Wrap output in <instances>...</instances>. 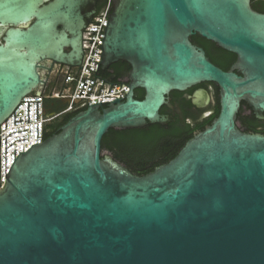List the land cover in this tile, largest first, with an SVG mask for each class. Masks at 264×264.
Returning <instances> with one entry per match:
<instances>
[{
    "label": "water",
    "instance_id": "obj_1",
    "mask_svg": "<svg viewBox=\"0 0 264 264\" xmlns=\"http://www.w3.org/2000/svg\"><path fill=\"white\" fill-rule=\"evenodd\" d=\"M95 14L94 0H0V125L44 85L42 62L82 70ZM194 35L234 54L230 70ZM101 49V71L130 66L126 99L19 153L0 189V264H264V135L237 125L242 102L264 119V14L251 0H112ZM202 84L218 87L219 116L170 162L138 176L102 152L111 129L166 126L169 95ZM188 99L215 103L203 88Z\"/></svg>",
    "mask_w": 264,
    "mask_h": 264
},
{
    "label": "trees",
    "instance_id": "obj_2",
    "mask_svg": "<svg viewBox=\"0 0 264 264\" xmlns=\"http://www.w3.org/2000/svg\"><path fill=\"white\" fill-rule=\"evenodd\" d=\"M106 1L107 0H96L97 12H99V10L105 5ZM251 5L252 8L255 7V5H261L262 10L259 13L264 14V0H251ZM190 41L193 45L202 48L209 61L225 72L229 71L236 61V56L234 54L223 51L214 43L208 42L198 35L190 37ZM113 66L114 65L110 66L104 72H100V74L105 79L109 80L115 73L116 77L111 81V83H117L120 80L127 78L130 70V66L128 64L119 62L118 67L115 68ZM208 87L212 89V95L215 102L214 110L195 128L182 124L176 113L172 122L166 126L147 124L141 129H111L101 141L102 152H107L114 161L120 163L126 169L131 171V173L138 176H144L154 171L156 167L167 164L175 158V156L195 133L201 132L206 127L211 126L220 113L219 90L215 84H202L185 93L172 92L169 95L168 99L170 97L172 98L176 112H178V109L184 110L191 106L190 102L185 99L186 95H191L197 88ZM138 93L139 94L135 95L134 98L135 100L141 101L144 97V92L142 90H138ZM47 101L60 102L57 100H46L45 102ZM64 107L65 104H61L59 112H61ZM163 109L166 110L167 107H163ZM85 110L86 109L79 110L53 120L46 127L44 140L58 134L60 128L65 125L69 119ZM237 125L239 130L243 133L264 135V131H257L260 127L264 130V120H257L250 107L245 102L241 103L237 116Z\"/></svg>",
    "mask_w": 264,
    "mask_h": 264
},
{
    "label": "built area",
    "instance_id": "obj_3",
    "mask_svg": "<svg viewBox=\"0 0 264 264\" xmlns=\"http://www.w3.org/2000/svg\"><path fill=\"white\" fill-rule=\"evenodd\" d=\"M111 13L112 0H107L84 28L83 31L93 32H83V62L80 67L82 70L66 67L62 74L60 88H55L52 91L39 89L37 94L32 93L23 97L13 113L5 122L1 123L0 189L4 185L5 175H7L19 153H25L32 145L42 144L46 127L53 120L86 109L88 106L100 104V102L104 103L101 104L102 107H106L110 104L109 102L116 99H122L121 102L126 99L129 92V88L126 86L128 85L127 78L112 85L103 82L105 78L100 74V72H104L101 71V64H99L102 59L101 44ZM90 40H92L91 43ZM46 100L65 102V107L58 114L46 115L44 107Z\"/></svg>",
    "mask_w": 264,
    "mask_h": 264
},
{
    "label": "flooded vegetation",
    "instance_id": "obj_4",
    "mask_svg": "<svg viewBox=\"0 0 264 264\" xmlns=\"http://www.w3.org/2000/svg\"><path fill=\"white\" fill-rule=\"evenodd\" d=\"M95 6H96V0H94ZM253 9L257 12H260L262 10L261 5H255ZM97 6H96V13H97ZM10 26L6 27H0V43H3V38L6 34V32L10 29ZM25 28V27H23ZM195 46V45H194ZM198 47V46H196ZM200 48V47H199ZM71 51L70 48L65 49L64 52L68 54ZM119 62L114 64L113 67H118ZM67 66L58 64V63H53L52 61L48 60L45 62H42L39 65L38 68V75L42 82H44V85L41 87V89L48 90L51 86L52 83L56 84L58 87L61 86V81H62V74L64 70L66 69ZM114 77H116V74L114 73ZM207 90L211 95H212V89L210 87L208 88H203ZM138 90L134 92V96L138 95ZM190 95H186L185 99L190 102L188 99ZM213 96V95H212ZM168 103L170 104L171 108L167 107L166 110L163 108L160 110V114L163 116L168 117V124H170L173 120V118L176 116V113L179 117V120L182 122L184 125H189L191 128H195L199 123H201L207 116V114L210 113L209 108L213 107L214 105H210L207 108L204 109H197L193 107L192 105L189 108H186L184 110H180L176 112L175 105L173 104L172 98L170 97L168 99ZM61 101L60 102H50L47 101L44 103L45 107V113L46 115H51V114H58L61 108ZM191 104V103H190ZM264 120V119H263ZM262 120V121H263ZM257 131H264L263 128H258ZM131 172V171H130Z\"/></svg>",
    "mask_w": 264,
    "mask_h": 264
},
{
    "label": "rangeland",
    "instance_id": "obj_5",
    "mask_svg": "<svg viewBox=\"0 0 264 264\" xmlns=\"http://www.w3.org/2000/svg\"><path fill=\"white\" fill-rule=\"evenodd\" d=\"M55 88L58 89V88H60V87H58L56 84H53V83H52V86L49 88V90H54ZM62 104H65V102H62ZM213 110H214V106H213V107H210V108H209V111H210L209 114H211V113L213 112ZM209 114H207L206 116H208ZM104 154L110 156V154H108L107 152H104Z\"/></svg>",
    "mask_w": 264,
    "mask_h": 264
}]
</instances>
